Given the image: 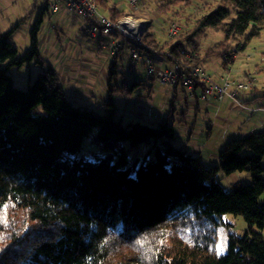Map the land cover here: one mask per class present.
<instances>
[{
  "label": "trees",
  "instance_id": "16d2710c",
  "mask_svg": "<svg viewBox=\"0 0 264 264\" xmlns=\"http://www.w3.org/2000/svg\"><path fill=\"white\" fill-rule=\"evenodd\" d=\"M95 1L114 22L127 14L113 0ZM229 1L232 10L206 6L192 20L188 0H160L156 12L180 33L162 40L149 26L134 46L157 66H180L174 89L188 94L183 76L193 77L192 65L219 58L230 69L238 52L264 41V0ZM49 16L43 0L22 57L11 42L20 25L0 34V264H264V129L229 141L219 165L208 169L173 145V109L165 122L124 124L114 97L142 86L120 85L126 74L120 64L132 63L125 50L109 64L103 114L76 106L41 57L39 36ZM208 32L222 40L203 49ZM252 50L262 77L264 46ZM33 65L43 72L26 91L16 88L10 72ZM193 81L196 96L208 87ZM94 130L93 143L105 156L89 161L79 154ZM141 147L147 158L138 163L130 153ZM245 172L250 185L226 191L217 182L220 174ZM225 215L243 217L248 229L242 238L230 235L222 255L216 228ZM183 233L190 234L186 241Z\"/></svg>",
  "mask_w": 264,
  "mask_h": 264
},
{
  "label": "rangeland",
  "instance_id": "374dc122",
  "mask_svg": "<svg viewBox=\"0 0 264 264\" xmlns=\"http://www.w3.org/2000/svg\"><path fill=\"white\" fill-rule=\"evenodd\" d=\"M122 5V9L120 11H125L127 14L120 20L125 18L132 17L134 20H145L147 27L140 34L141 40L142 35L146 32L148 27L151 28V32H155L158 34L160 39L164 40L168 37L169 25L168 27L164 24H167L166 18L160 16L156 12V6L160 0H139L137 8H132L129 0L127 3L122 4L124 0H113ZM126 2V1H125ZM189 3V16L193 20V15L198 13V11L202 10L206 6H215L220 5L224 6L229 10L233 9L232 3L228 1L221 0H188ZM43 7V0H0V34L5 35L10 32L17 24L20 25L19 29L14 33L11 38V42L13 44L14 49L17 50L18 55L22 57L30 46V32L33 28L35 21L37 20L38 13L40 9ZM101 10V9H100ZM106 16H108L103 10H101ZM195 16V15H194ZM118 20V21H120ZM55 20L50 19L46 20L43 24L42 30L40 32V40H43V36L50 35L52 41L47 45L48 50L47 55H43L42 59L48 62L50 65L54 67V69L59 66L61 58L64 56L70 57L69 52L73 50V55L75 53H84L86 50V46L90 45L92 50H97L96 44H93L88 36L87 39L84 38V35L81 34V31H76V29L64 30L63 34L58 32L53 26ZM59 30V29H58ZM60 31V30H59ZM161 32V33H160ZM219 39L222 40L221 36H217L212 32H208L207 37L203 39L200 44L202 48H208L209 46L216 44L219 42ZM252 49H258V43L254 42L250 45ZM46 46H44L45 49ZM105 53L109 54V47L106 43L104 47ZM69 49V52L66 50ZM46 50V49H45ZM105 53H102L99 56L100 61H107L109 63L110 59ZM57 54H60L61 57L57 58ZM203 55H201L202 57ZM65 58V57H64ZM70 59H72L70 57ZM67 62V58H65V62ZM126 62V58H125ZM125 62L120 64V70L125 68V77L120 82V85H123V82H127L130 87L133 83L131 80L127 68L125 67ZM221 60L219 58H212L205 60L203 62L204 71L208 74L209 77H212L214 82H217V71L220 67ZM256 65V64H255ZM105 67V66H104ZM251 69H254L252 66H248ZM106 68V67H105ZM141 72L144 71L143 67H136ZM249 68H245V71H248ZM256 68V67H255ZM107 69V68H106ZM137 69V70H138ZM124 71V70H122ZM43 71L33 65L31 67L25 66L20 70H13L10 72V75L14 79L16 88L26 91L33 82L37 79V77ZM128 74V75H127ZM247 76H250L248 74ZM245 76V77H247ZM255 78H258V73L255 72ZM220 77V76H219ZM263 77V78H262ZM260 77L258 82L264 84V76ZM255 78L253 81L255 82ZM75 83H72L70 87H65L66 96L70 101H73L74 104L78 107H85L88 109H94L99 114H103L102 104L104 101L96 95L95 99L88 97L85 95L87 83L82 82L80 80H75ZM138 81L142 83L140 87H137L131 93L119 94L115 95L114 102L118 108L117 117L123 118V123L128 124L132 122L140 121L143 124H151L154 125V122H163V119H167L170 112V103L168 104V97H173V93L169 96L168 90H172L171 87L162 86L159 84H154L151 87L146 86V82L141 80V77L138 78ZM61 84L64 87V81L61 80ZM78 87L76 88V85ZM255 84V83H254ZM262 86V85H259ZM89 90V89H88ZM254 90V88H253ZM248 91V92H252ZM263 90V89H262ZM248 92L242 93L244 99ZM170 94V93H169ZM257 95V100L253 102L255 105H260L264 99L260 100V94ZM252 98L251 95H248ZM256 98L254 97V100ZM171 100V98H170ZM220 113L219 118L217 120L215 112L213 110L208 111V119H206L207 114L202 111V113L198 114V123L197 127L194 128L193 125L189 122L188 119L185 122H179V120L175 117V120H171L173 123L174 130L176 131V140L173 142V145L181 149L187 154L195 155V148L199 144H204L203 147H206L207 151L204 152L203 149L201 156H197L204 163L206 168L211 169L219 165V162H215V156H209L212 149L217 147L215 153H220L227 143L231 140L240 139L243 137V134L246 133L247 128H249V124L245 121L239 119V117L235 113H227V112H218ZM194 116V114H190ZM263 129V127H261ZM97 130H94V133L91 134L88 138H86L84 142L83 151L79 154L80 158H84L89 161H98L97 157H104L105 154L102 153L99 149V145L93 143L94 134ZM227 138V140H226ZM229 139V140H228ZM227 141V142H226ZM124 147L128 148L129 144L125 143ZM149 150V149H148ZM145 147H141L137 152L133 151L130 153V158L137 156L140 158L138 163L143 162V158H147V155L144 153ZM154 159V154L148 157V160ZM233 176V175H232ZM232 176H225L220 174L217 177V182L226 190L231 191L232 187L237 184H241L244 186L250 185L252 181V177L249 173H238L234 178ZM222 223L216 228L217 234V245L216 250L219 254H226L228 252L229 246V237L230 235L236 237H244L246 231L248 229V225L243 219V217H236L233 215H225L222 218ZM264 235V231L261 232ZM189 233L181 234V238L185 241L189 238Z\"/></svg>",
  "mask_w": 264,
  "mask_h": 264
},
{
  "label": "crops",
  "instance_id": "0c3cea01",
  "mask_svg": "<svg viewBox=\"0 0 264 264\" xmlns=\"http://www.w3.org/2000/svg\"><path fill=\"white\" fill-rule=\"evenodd\" d=\"M124 3L126 4L127 0H124V2H122V4ZM119 7L121 8L122 5L119 4ZM50 19L55 20L54 21L55 25L53 27L57 29L58 32L62 31L61 33L63 34L64 30H70L74 28L76 29V31L78 30L81 31V34L84 35L85 39L88 38L87 35L82 30L85 24L84 21L78 17H74V16L67 14L64 8H62L58 14L54 16H49L48 20ZM51 41H52V38L50 35H48L47 37L43 36V40H40L41 56H42V52L44 53L43 54L44 56L47 55L48 50L50 49L47 47V45L50 44ZM88 41L91 42L92 40H88ZM92 43L96 44V47L98 49L92 50L90 45H87L85 48L86 51L84 53L83 52L80 53V55L79 53L78 54L75 53L73 55L72 54L73 50L69 52V49H66L69 52L70 57L72 59H70V57L63 55V57L60 60L59 66L57 67V70L56 68L55 70L58 73L60 82L61 80L64 81V89L66 86L70 87L72 83H75L76 82L75 80L78 79L82 82L87 83L85 85L87 86L86 92H85L86 96L91 97L92 99H95L96 95H98V97H100L105 102L108 97V92H107L108 67L112 61L113 55L105 53L104 51L105 49L104 47L106 45L105 40L104 41L101 39H99L98 41L93 40ZM44 46H46L45 47L46 50L44 49ZM261 46H264V41H261L258 44V47H261ZM102 53H105V55L108 56V58L110 59L109 63H107V61L103 62L99 60V56ZM56 56L57 58L61 57L60 54H57ZM64 57L67 58L66 63H64L65 62ZM157 64L163 70L171 69V66L165 64L163 61L159 63L157 62ZM248 66H252L254 67V69H251ZM257 66H259L258 53L254 52L251 49V47H248V49L245 52L237 53L235 60H234V64L233 66L230 67V69L223 66L222 61H221L220 67L216 73L217 79L223 73H229L232 78L242 79L248 74L254 75V73L257 72L255 69V67ZM129 67L131 68L134 67L131 70V72H129L130 73L129 76L131 80H133V83L140 82L138 81V78L141 77V80L146 82V86L151 87L152 85H154V83L150 82L149 80L145 78L144 71L141 72V70L136 68V67H141V66H134L132 63H130V65H128L127 68L129 69ZM201 68L204 70L203 63H201ZM245 68H249V70L245 71ZM210 78L212 79V77ZM259 79H260V76H258V78H255L254 90L252 92H248V94L246 95L244 99H242L244 96L241 97L242 96L241 94V96L239 97V102H235L229 98L219 100L215 97H212L207 102H202L198 100L196 96L194 98L189 97L188 94H186L183 90H181V88L174 89L173 87L171 88L172 90H168L169 96L173 93V97L171 96L168 97L169 98L168 104L170 103V110L173 109L172 120H175V117L179 120V122H183V121L185 122V120L188 119L189 122L193 125V127L196 128L197 123H198V114L202 113V111H204V113L207 114L206 119H208V116H209L208 111L213 110L215 114H218L216 115L217 120H220L219 118L220 113L218 112L225 111L227 113H235L239 117L240 120L245 121L246 123L249 124L250 127L247 128V131H245L246 133L243 134V137L249 135L250 133L262 130L261 127H263L264 129V102L262 101L260 105H255L253 103L257 100L256 94H260V98H259L260 100L264 99V92H261V90L264 88V84L261 82H258ZM259 85H262V86H259ZM77 87H78V84L76 85V88ZM248 95H251L252 98H250ZM254 97L256 98L255 100H254ZM173 99H175L174 102H172ZM239 103L242 106L238 105ZM190 114H194V116H191ZM169 115H170V112H169ZM163 120H164L163 122H165L167 119H163ZM203 145L204 144H199L196 146L194 150L196 157L201 156L203 149H205L203 150L204 152L207 151L206 147L208 145L206 144L205 148L203 147ZM216 150H217V147L212 149L211 150L212 153H210L209 156H215L213 157L215 158L214 161L219 162L220 153L219 152L215 153ZM234 176L235 178L237 177L236 174H234L232 177L234 178Z\"/></svg>",
  "mask_w": 264,
  "mask_h": 264
},
{
  "label": "built area",
  "instance_id": "2783aa9c",
  "mask_svg": "<svg viewBox=\"0 0 264 264\" xmlns=\"http://www.w3.org/2000/svg\"><path fill=\"white\" fill-rule=\"evenodd\" d=\"M132 8H137L139 0H129ZM50 16L58 14L62 8L71 16L78 17L84 21L83 32L94 41L105 40L109 47V54L127 51L133 65L143 64L144 76L154 84L175 87L178 84V73L180 66H174L169 70H163L156 65L155 61L148 55L141 54L134 45H141V33L146 29L145 20H134L132 17L114 22L106 16L99 8L95 0H48ZM168 38H175L181 31V26L171 25ZM133 45H128L129 43ZM197 55L189 56L190 59ZM193 77L199 78L208 87L204 92L194 94L193 77L183 76V86L187 89L189 97H197L202 102L209 101L212 97L219 100L229 98L239 102L242 93L253 90L254 76L250 75L242 79L232 78L229 73L220 75L219 80L214 82L200 67H190ZM242 106L240 103L238 104Z\"/></svg>",
  "mask_w": 264,
  "mask_h": 264
}]
</instances>
